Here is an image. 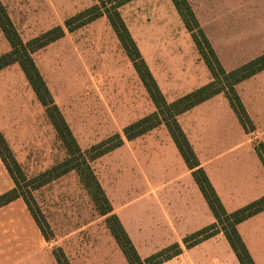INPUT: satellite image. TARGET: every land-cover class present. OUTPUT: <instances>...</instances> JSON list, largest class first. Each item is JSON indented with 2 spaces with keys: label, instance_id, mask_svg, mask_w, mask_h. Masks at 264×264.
Returning <instances> with one entry per match:
<instances>
[{
  "label": "crops",
  "instance_id": "0c3cea01",
  "mask_svg": "<svg viewBox=\"0 0 264 264\" xmlns=\"http://www.w3.org/2000/svg\"><path fill=\"white\" fill-rule=\"evenodd\" d=\"M187 1L224 72H231L264 54V0H246L243 8L215 11L200 8L196 0ZM211 18L217 20L210 21ZM1 45L4 47L0 56L10 51L6 40H2ZM170 45L163 51L156 48L149 57L143 51L141 54L166 104L211 82L188 33ZM10 68L1 70L0 76ZM13 68L18 70L16 77L21 78L19 86L23 92L20 98L33 96L35 102L36 96L19 67L14 65ZM7 87L8 91L0 94V134L13 152L6 141V131L15 128L10 124L15 121L14 106L19 105L16 100L21 90H12L13 80L8 81ZM140 87L145 105L142 103L139 111L135 110L140 115H135L123 129L156 113L141 82ZM234 89L254 127L251 133L244 131L224 94H218L176 117L199 168L226 214L264 197V167L255 151L259 144L264 147V70L240 82ZM149 103V111L143 112V106L148 107ZM118 135L123 140L122 146L101 157L123 153L127 185L130 191L140 195V223L116 208L114 201H122L124 194L119 197L114 189H108V184L96 179L140 259L177 244L182 253L162 264H238L222 233L185 249L183 240L213 225L215 219L166 127L161 124L130 141L123 138L122 132ZM13 187L0 159V195ZM19 202L16 200L0 208V232L12 230L17 245L24 241L30 245L31 238L35 240L40 232L24 203ZM236 231L253 264H264V211L236 225ZM14 245L13 242L7 252L0 237V258L14 255Z\"/></svg>",
  "mask_w": 264,
  "mask_h": 264
},
{
  "label": "rangeland",
  "instance_id": "374dc122",
  "mask_svg": "<svg viewBox=\"0 0 264 264\" xmlns=\"http://www.w3.org/2000/svg\"><path fill=\"white\" fill-rule=\"evenodd\" d=\"M245 1L196 0V4L207 10H236L243 8ZM0 3L23 43L55 27L64 29L66 20L97 4L96 0H0ZM119 15L139 53L143 51L148 57L156 48L168 49L170 42L188 33L170 0H133L119 9ZM2 40L5 38L0 30V53L4 47ZM31 57L82 153L121 134L123 127L140 115L135 110L139 111L142 103L145 105L137 75L105 17L72 33L65 30L62 39ZM11 67L0 76V94L8 91L9 80H13V91L18 88L21 91L16 100L19 105L14 106L15 121L10 124L15 128L6 131V141L24 176V181L19 180L21 193L30 196L32 209L48 226L45 231L50 238L46 242L38 233L35 240L31 238L30 245L28 241L17 245L12 230H3L0 237L7 252L13 242L15 252L0 258V264H56L57 249L69 264H127L106 227V217L99 215L77 173L64 172L69 169L70 165L65 164L70 157L45 109L38 100L34 102L33 96L20 98L21 78L16 77L18 70L14 65ZM150 107V103L143 106V112ZM90 167L99 182L108 184V189H114L118 196L124 194L122 201H114L116 208L140 223V195L127 185L123 153L100 157ZM48 171L59 176L33 190L42 181L40 176Z\"/></svg>",
  "mask_w": 264,
  "mask_h": 264
},
{
  "label": "trees",
  "instance_id": "16d2710c",
  "mask_svg": "<svg viewBox=\"0 0 264 264\" xmlns=\"http://www.w3.org/2000/svg\"><path fill=\"white\" fill-rule=\"evenodd\" d=\"M131 1L133 0H96L97 4L95 6L66 20L64 22V29L68 33H72L101 17L106 18L124 54L132 64L138 79L156 109V113L124 128L122 130L123 138L128 141L133 140L163 124L187 168L192 172L194 182L212 213L215 223L186 237L182 242L185 249H190L222 233L234 253L238 264H253L236 231V225L264 211V197L236 212L226 214L204 172L199 168L198 161L176 122V117L218 94H224L244 131L251 133L254 127L234 87L264 70V54L231 72H224L189 2L187 0H170L186 31L190 34L196 50L211 76V82L171 104H166L119 15V9ZM64 29L55 27L29 42L23 43L0 3V30L10 47V51L7 54L0 56V71L11 65L19 67L39 104L45 109L48 120L68 152L70 160L65 165L70 166L64 172L72 170L77 173L83 187L92 197L99 215L106 217V227L119 247L126 263L162 264L167 262L182 253L180 246L173 244L144 260L140 259L118 218L112 215L111 206L90 167V164L94 160L121 147L123 144L121 136L116 134L101 144L94 146L90 151L82 153L32 60L31 55L33 53L62 39L65 35ZM255 151L264 167V147L259 144L255 147ZM0 159L14 184L12 190L0 195V208L21 199L41 236L47 242L50 238L46 235L45 231L48 226L44 221L42 223V220L35 214L31 206L30 196L27 197L24 193H21L19 180L24 181V176L1 134ZM58 176H52L49 171L42 174L40 176L42 181L33 190L55 180ZM56 252H58V254L54 252L56 264H69L60 249H57Z\"/></svg>",
  "mask_w": 264,
  "mask_h": 264
}]
</instances>
